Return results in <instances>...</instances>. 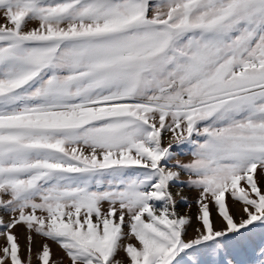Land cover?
Here are the masks:
<instances>
[{
	"label": "snow or ice",
	"instance_id": "6c2138e0",
	"mask_svg": "<svg viewBox=\"0 0 264 264\" xmlns=\"http://www.w3.org/2000/svg\"><path fill=\"white\" fill-rule=\"evenodd\" d=\"M0 228V264H264V0H0Z\"/></svg>",
	"mask_w": 264,
	"mask_h": 264
},
{
	"label": "rangeland",
	"instance_id": "374dc122",
	"mask_svg": "<svg viewBox=\"0 0 264 264\" xmlns=\"http://www.w3.org/2000/svg\"><path fill=\"white\" fill-rule=\"evenodd\" d=\"M180 159H188L187 156H181L179 157ZM173 191H175V187L173 188ZM185 194L188 198V203H184L183 201H181L180 203H178L177 205V211L181 214H184V213H188L190 211V214L192 216H195L196 214V204L194 203V199H195V196H196V193L194 190H189V189H185ZM229 203L231 204V201H229ZM8 217L6 214H4V220L5 222L7 221ZM213 219L216 220L219 218L216 217V216H213ZM193 226H195V221H193ZM0 231H3V228H0ZM189 235H191L192 233V228L190 227L189 228ZM15 232L16 234L22 239V233H23V228H16L15 229ZM3 239L0 238V245L3 244ZM21 243H22V240H21ZM52 252H53V258L54 259H60L61 257L64 256V253L58 248V246H56L55 244L52 245ZM121 256H124V253H121L120 254ZM33 264H37V261H36V251L34 249L33 251Z\"/></svg>",
	"mask_w": 264,
	"mask_h": 264
},
{
	"label": "bare ground",
	"instance_id": "6f19581e",
	"mask_svg": "<svg viewBox=\"0 0 264 264\" xmlns=\"http://www.w3.org/2000/svg\"><path fill=\"white\" fill-rule=\"evenodd\" d=\"M233 210H235V207H233ZM217 223H218V219H216ZM22 243H23V236H22Z\"/></svg>",
	"mask_w": 264,
	"mask_h": 264
}]
</instances>
